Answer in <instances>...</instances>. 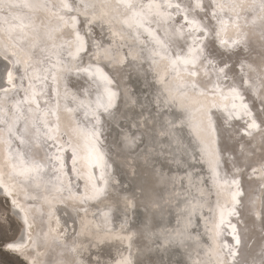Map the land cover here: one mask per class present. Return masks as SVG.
<instances>
[{
    "label": "bare ground",
    "instance_id": "obj_1",
    "mask_svg": "<svg viewBox=\"0 0 264 264\" xmlns=\"http://www.w3.org/2000/svg\"><path fill=\"white\" fill-rule=\"evenodd\" d=\"M151 1L11 0L16 7L0 14V44L15 50L29 69L22 85L8 88L6 93L0 90V195L9 201L13 211L20 212L16 216L18 223L26 216L29 226L35 225L27 240L32 247L27 251L32 264H58L60 260H70L73 255L84 259L88 252L93 255L99 252V258L107 264H116L125 257L132 264H146L140 263L142 252L148 254L147 258L161 253L158 262L162 264H264V133L258 130L251 136L244 134L249 118L239 106V99H233L229 91L234 86L242 95L245 86L254 97L264 98V11L253 7L259 0H214L212 8L208 7L210 0H200L204 13L200 8L193 11L196 0H158L164 9L160 13L169 10L164 15L172 17L163 20L155 15L154 7L152 12L138 7L147 6ZM177 1V4L189 6L190 14H196L202 24L206 13L216 12V19L207 20L220 31L215 46L221 51L225 49L220 46V40L231 43L242 39L233 50L240 55L229 53L232 57L229 63L234 61L233 67H236L231 72L233 76L217 80L215 70L203 62L197 65L199 76L189 75L191 66L184 63L195 51L194 47L190 51L194 38L191 40L192 36L185 33L177 37L173 31L182 22L181 15L175 13ZM65 2L76 11H67L64 15L66 8L42 7ZM127 2L136 7L127 8ZM168 4L173 7H167ZM133 12L152 23L140 26L142 21L133 16ZM72 16L76 17L74 27L70 24ZM86 17L93 20L91 25L84 24ZM100 26L103 28L99 37L96 33ZM165 29L169 33L167 40L171 41L166 51L155 39L159 37L160 41H165ZM76 31L83 37L84 49L88 48L86 37L89 35L92 52L89 58L84 57V51L74 59L68 55L69 49L75 51ZM22 38L27 40L25 51L18 44ZM51 42L53 45L49 46ZM57 42L58 45H54ZM29 44L31 50L27 49ZM32 58L43 60L38 71L31 67ZM138 61L140 65L136 64ZM127 68L131 74L125 83L122 74ZM118 69L119 77H114ZM105 75L112 81L107 87L118 95L119 90L128 85L144 113L150 118L157 115L161 128L167 127L165 119H172L177 127L171 129H178L173 135L176 138L161 142L164 145L159 148V140L151 135L152 131L145 133L139 128L142 118L133 124L127 111L118 118H107L112 108L107 113L102 108L97 110V97L99 103H103L105 95ZM210 76L214 78L212 83L205 82ZM237 77H240L239 82ZM258 77L262 81L260 88L254 87ZM198 82L208 89L218 83L219 89L214 94L207 92L201 96L191 87ZM34 87L41 93L39 99L34 93L31 98ZM250 91L246 93L245 103L256 113L257 98ZM137 104L133 103L129 109ZM38 110L45 113L44 120ZM206 111L212 113L216 126L214 134L206 128ZM93 112L100 117L98 127L102 134L98 142L85 136L95 123V118L89 120ZM229 112L233 115L229 116ZM185 113H190V117ZM46 114L52 115L50 120ZM178 116L187 122L177 121ZM45 120L49 121L46 122L49 130L42 127ZM225 120L227 126L221 128ZM56 126L58 131L53 130ZM111 128L115 130V140L109 147L106 138ZM42 133L45 136L42 137ZM46 134L52 138L57 136L67 147L50 148ZM165 134L169 135L168 131ZM125 136L138 137L135 147L127 146ZM149 147L155 148L151 155L154 164L144 163L150 160L148 157L139 163L137 158L141 160ZM17 153L25 163L29 158L41 163L39 174H32L30 180L18 176L19 164L15 170L12 167L17 162ZM63 153L67 154V160L60 155ZM117 154L137 157L131 162L139 163L146 180L139 183L131 178L124 162L113 163ZM49 157L56 162L51 159L49 165ZM69 163L72 165L68 166ZM101 175L108 181L106 185ZM56 177L61 181L56 182ZM234 179L239 180L241 195L236 199L240 203L235 206L237 214L228 215L237 192V186L231 183ZM63 180L66 187L62 186ZM113 181L119 184L112 193L108 189L114 186ZM93 184L102 188L104 194L82 203L84 193L92 196ZM244 185L252 189L248 195L251 198H245L248 190ZM139 187L141 199L116 195L137 192ZM155 195L158 199L153 198ZM12 201L16 202L15 207ZM139 206H143V210ZM146 218L150 226L142 225ZM231 225L236 226L241 239L239 245L235 244ZM101 239L103 243L88 247L90 240ZM225 244L229 247H223ZM81 248L86 249L84 255H79ZM229 248L235 249L234 255H227Z\"/></svg>",
    "mask_w": 264,
    "mask_h": 264
},
{
    "label": "snow or ice",
    "instance_id": "obj_2",
    "mask_svg": "<svg viewBox=\"0 0 264 264\" xmlns=\"http://www.w3.org/2000/svg\"><path fill=\"white\" fill-rule=\"evenodd\" d=\"M214 0H210V3L208 5L209 8L213 7ZM85 8L88 7V5H83ZM125 6L129 9H133L134 6L130 2H127ZM16 7V5L11 3V0H0V11L4 10L5 8H13ZM42 7L46 8H59V9H68L69 11H76V9L72 8L71 5L68 3H62L61 5H42ZM141 9H143L144 5H139ZM153 7L159 8L158 5L149 4L147 5V8L151 10ZM167 7L171 8L173 7L172 4H168ZM175 13L177 15H181V24L174 28V33L177 37H183L182 29L187 26L188 28V35L194 36L195 39L192 42L191 48L194 47L196 49L195 55H192L190 59L185 61L186 65H191V70L189 71V75L191 77L199 76L200 73L197 69V63L203 62L204 64L212 67L216 72V78L217 80H222L227 78L228 73L234 71V68L229 65V60L232 58L229 53L232 55H240L239 53H235L233 50L234 48L238 47L242 43L241 40H232L231 43L227 40H220V46L224 48V51H221V48L216 47V37H219L220 31L217 30L214 26H210L206 23L202 24L201 21L196 20L195 17L192 19H189L188 16V10L182 9L180 4H176L175 6ZM218 7V5H217ZM254 8H258L261 11H264V0H259L258 3H254ZM200 8L202 9V5L200 3V0H196V4L193 8V11L195 9ZM151 14V13H149ZM156 16H158L160 19L163 20H171V16H165L163 13L156 12ZM133 16L138 17L140 21H142L140 26H143V23L151 24L152 20L145 19L144 16H141L140 13L133 12ZM206 19H216L217 14L215 11H211L205 14ZM62 19V17H61ZM73 21V27L75 26L76 17H71ZM157 23L159 20L156 21ZM93 23V20L91 18L86 17L84 19V24L91 25ZM102 23V22H98ZM221 26L223 27V22H221ZM199 34V35H197ZM75 35V51L73 52L71 49L68 51V55L71 58H76L79 53L82 51H85L84 49V42L83 37L80 36L79 32L76 31L74 33ZM164 36L166 38L165 41H160L159 37H156L155 39L160 44L162 48L167 49V44L171 41L167 40L169 33L168 30L165 29ZM207 41V43H204ZM27 47H32L31 45ZM28 67L25 66V64L21 61L20 57L18 56L17 52L15 50H10V48L7 45L0 44V90H3L5 93L7 92L8 88H16L17 85H22L24 81V75L28 71ZM84 71L87 73L88 69H84ZM96 71H100L97 69ZM19 74V75H16ZM53 82L55 83L56 77H52ZM103 79L106 81V87H105V95L103 99V103H99L100 98L97 97L98 104H97V110L103 109V112L107 113L110 108L114 106L115 99L117 98L118 93L116 91L111 90L107 85H110L112 83L111 80L107 78V76H103ZM15 81V82H14ZM209 83H212V81H209ZM6 85V87H5ZM192 90L195 92H198L201 96L205 95L207 92H215V90L219 89L218 83H213L212 89H208L205 85L204 87H201L200 85L193 83L191 85ZM233 99H239L241 101V107L244 110V115L248 117L249 119L245 122V129L246 132L245 135L251 136L252 133L256 130H259L261 133H264V98L260 99V105L261 107L257 108L256 117L253 118L252 110L248 107L246 103H243V97L240 95L239 91L233 86L229 89ZM125 96L128 100H131V97H127V93H125ZM132 103H135L134 100H132ZM38 106V105H37ZM236 105L233 104V108L235 109ZM95 123L93 124L92 128L90 130H87L85 132V136L90 141L98 142L100 135L102 134L98 125L100 124V117L99 115H96L95 112H93ZM186 116L190 117V113H185ZM229 116H232L233 113L229 112ZM205 119H206V128L210 133L216 132V126L212 119V113L210 111H206L204 113ZM177 121L181 123H186V120H182L179 116L176 118ZM257 119H259L260 123H257ZM2 122V121H0ZM173 126L175 122H172ZM227 126V121H222L221 128ZM53 130L58 131V126H56ZM11 132V129H9ZM138 137H126V143L128 147H135L136 140ZM21 144L24 143L23 140L20 141ZM93 149L96 148V144H92ZM227 150V149H225ZM57 159H59V156H57ZM17 163L19 164V172L17 173L18 176L23 177L24 180H30L32 174H39L40 170L42 169L43 165L35 160H32L29 158L28 162L25 163L23 157L19 156V153H17V162H14L12 167L15 170L17 167ZM113 163H116L117 165L120 164L119 161L113 160ZM53 168L56 167V165H52ZM110 167V166H108ZM100 179L103 181V183L106 185L108 183L107 180H104L103 175H101ZM23 182V181H22ZM231 183L235 184L237 186V192L233 196V207L228 211V215H236L235 206L240 203L236 197L240 196L241 193L239 192V180H233ZM92 196L88 197L87 193H84V200L82 203H86L88 199L90 198H97L99 196H102L103 189L97 187L93 184L92 186ZM15 201H12L13 207H15ZM86 211V209H85ZM9 214L15 218L16 216L20 215V212H15L12 209L9 210ZM107 215V214H106ZM224 213H221V224L224 223ZM0 226H8V215L3 214L0 215ZM28 228L29 224L27 221L26 216L23 217L20 222L19 226L17 228V234L12 239H2L0 238V264H4L3 256H14L17 258L16 264H32V262L29 260V253L27 252L28 244ZM232 229V235L235 240V244L239 245L241 243L240 236L237 234L236 226L231 225ZM78 235V234H75ZM75 235L73 237V243L76 242ZM104 241L101 240H90L88 247H96L100 243H103ZM223 247L228 248V245H223ZM70 251L75 252V249H71ZM86 249L81 248V251L79 255H84ZM235 249L229 248V251L227 255H234ZM100 253L97 252L95 255H93L91 252H88L87 255H85L84 259L77 258L76 255H73L70 260H60L58 264H107L106 261H103L99 258ZM116 264H132L131 260L128 258H122L121 260L117 261Z\"/></svg>",
    "mask_w": 264,
    "mask_h": 264
},
{
    "label": "rangeland",
    "instance_id": "obj_3",
    "mask_svg": "<svg viewBox=\"0 0 264 264\" xmlns=\"http://www.w3.org/2000/svg\"><path fill=\"white\" fill-rule=\"evenodd\" d=\"M49 2H51L52 0H48ZM157 2H155V0H152L151 2H149V4L151 3V4H153V5H158L159 6V8L157 9V8H155L154 7V10L155 11H158V12H161V10L163 9V7H161L160 5H159V3H158V0H156ZM166 1H168V0H166ZM189 2H190V0H189ZM207 2V1H206ZM205 2V3H206ZM178 3V1L177 2H175V4H177ZM205 3H204V5H205ZM131 4H133V3H131ZM148 4V5H149ZM181 8L182 9H187L188 10V16H189V19H192L193 17H195V19L197 20V16H196V14H195V16H194V14H190V11H189V6H185V5H181ZM143 9H147V10H149L148 8H147V6H145ZM203 10V13H204V11H205V9L204 8H202ZM142 10V9H141ZM140 10V11H141ZM164 10V9H163ZM201 10V9H200ZM5 11H7L8 12V8H5L4 10H2V11H0V14H2V12H5ZM67 11H69V10H66L65 12H64V15H65V13H67ZM149 11H153V9H151V10H149ZM202 11H200V12H202ZM207 11V10H206ZM13 12V14H15V13H19V12H17V11H12ZM39 12V11H38ZM168 12H169V10L168 11H165V15H167L168 14ZM10 13V12H9ZM129 13V12H128ZM61 14V13H60ZM130 14V13H129ZM201 18H202V13H201ZM68 20H70V18L68 17ZM203 20L205 21V23L207 22V24H209V21L205 18V15H204V17H203ZM1 22V21H0ZM81 23H83L82 21H81ZM70 24H73V22H70ZM203 24H204V22H203ZM35 25L37 26V25H39L38 23H35ZM210 25V24H209ZM102 26H100L99 28H98V32L96 33V34H98V36L100 37V36H102L101 35V33H102ZM184 28H186V29H188L187 28V26H185ZM65 29H67V30H69V28L67 27H65ZM60 32H62L61 34H63V32H64V30H61ZM182 32L183 33H185V34H187L188 35V30H182ZM61 36H64V35H61ZM93 37L95 36V34H93L92 35ZM89 35L86 37L87 38V40H86V42H87V45H88V48H86L85 49V51H84V54H86V55H84V57L85 58H89V55H92V52L90 51V45H91V43L90 42H88V41H90V40H88L89 38ZM59 38H62V37H59ZM195 39V37L194 36H192L191 37V40L192 39ZM193 39V40H194ZM59 40V39H58ZM193 40H192V42H193ZM26 42H27V40H26V38H22V39H20V42L18 41V44L20 45V47L25 51V44H26ZM204 43H207V41H205ZM17 44V43H16ZM30 45V44H29ZM51 45H53V43L51 42V43H49V46H51ZM54 45H58V42L57 43H55ZM190 45H192V44H190ZM24 47V48H23ZM28 50L30 49L31 50V48H27ZM27 50V51H28ZM195 51H196V49H195ZM195 51H194V53H195ZM38 54H40V51H38L37 52ZM193 53V55H195ZM151 56H152V52H151V54H150ZM173 57H174V55H173ZM190 57H191V55L189 54L188 55V59H190ZM62 58L63 59H65L66 58V56H62ZM46 59V58H45ZM187 59V60H188ZM31 61H33L32 62V64H31V67L33 68L34 67V69H36L37 71H38V68L40 67V66H42L43 65V60L41 59V58H36V60L35 59H33L32 58V60ZM133 62V61H132ZM140 61H138V63H136V64H141V63H139ZM199 63H202V62H198L197 63V65L199 64ZM88 65H91V63H87ZM134 64H135V62H134ZM185 64V63H184ZM190 65V64H189ZM229 65L230 66H234V61H230V63H229ZM130 66V65H129ZM128 66V67H129ZM191 66V65H190ZM87 68V67H86ZM234 68V70L236 69V67H233ZM79 71H80V69H78ZM120 70H124V69H120ZM119 69L118 70H115V72H116V74L114 75V77H119ZM121 71V72H122ZM125 71V70H124ZM106 72H108V71H106ZM111 72V71H110ZM129 72V73H128ZM233 72V71H232ZM128 74L130 75L131 74V72H130V70H129V68H127L126 69V71L122 74L123 75V81L126 83L127 81H129V76H128ZM234 74H232L231 75V72H229L228 73V76H233ZM227 76V77H228ZM212 79H214V78H212V76H210V77H206L205 79H204V81L205 82H207V83H209V81H212ZM226 79V78H225ZM224 79V80H225ZM35 80H37V78H35ZM114 80V79H113ZM238 82L240 81V77H237V79H236ZM257 82H255V86L254 87H257L258 86V88H260L261 87V84H262V81H260V78L258 77L257 78V80H256ZM25 82H26V79H25ZM27 83H29V79H27ZM196 84H198V85H200L201 87H203V85L201 84V82L199 83H196ZM29 85V84H28ZM260 86V87H259ZM113 87L115 88V89H118V87L116 86V84H114L113 85ZM117 87V88H116ZM122 87V86H121ZM210 87H213V85H211ZM246 88V89H245ZM35 89V87L33 88V90ZM248 89V90H247ZM242 90V89H241ZM243 90H244V93L241 95V93H240V95L243 97V103H245V99H246V93H248L249 91H250V89L249 88H247V87H245V86H243ZM32 91V90H31ZM263 92V95H264V89L262 90ZM33 93H34V97L36 98L37 97V99H39V95L41 94V93H37L35 90H34V92L32 91V94H30L31 95V98L33 97ZM125 93H127V97H131V100H128L127 98H126V96H125ZM250 93H251V95L253 94V92L252 91H250ZM254 93H255V91H254ZM37 94V95H36ZM134 94H135V92H133L132 91V89L130 88V87H128V85H124L122 88H121V90H119V95H118V100H117V102H116V104L112 107V109H111V111H109V114L107 115V118H108V116H113L114 118H118L120 115H122L123 113H125L126 111H127V116H128V119H129V121H131V122H133V124H135L136 123V121L138 120V119H141L142 118V120H143V123L141 124V126H139V128H141L145 133H149V131H152V132H150L151 133V135H153L155 138H157V140H159V142H158V147L159 148H161V146L163 147V145H164V143L163 144H160L161 142H166V141H168L170 138H176V136H173V135H175V133H176V130H178V129H171V128H176L177 127V125L176 124H174V126L172 125V124H170L171 122H172V119H165L164 120V123L166 124V128L165 129H163V128H161L160 127V123H159V120L157 119V115L156 116H154V115H152L153 116V118H150L151 116H149L148 114L146 115L145 113H144V111H143V109L141 108V106L140 105H138L137 103V100L135 99V98H133V96H134ZM138 94V93H137ZM245 97H244V96ZM254 95L255 94H253V97H254ZM262 95V96H263ZM41 96V95H40ZM255 99L257 98V102H256V104H257V108H259V107H261V105L259 104V102H260V99H261V96H255L254 97ZM258 98H259V100H258ZM132 100H134L135 101V103L137 104V107H132L131 109H129V107L133 104L132 103ZM238 104H239V106H241V101L240 100H238ZM39 107V106H38ZM40 108V107H39ZM38 108V109H39ZM39 111V110H38ZM41 111V110H40ZM39 111V112H40ZM130 111V112H129ZM129 112V113H128ZM255 112H257V109H256V111ZM41 113V118H43L44 117V114L45 113H43V112H40ZM253 114V118H255L256 117V113H252ZM46 115H48V114H46ZM136 118H135V117ZM50 117H52V115H48V119L50 118ZM94 119V116L93 115H91V116H89V120H93ZM43 120H44V118H43ZM50 120V119H49ZM153 121V122H152ZM46 122H48L49 123V121L48 120H45V124H44V126H42V127H44L46 130H49V126L46 128V126H47V124H46ZM257 123L259 124L260 123V121H259V119H257ZM136 127H138V126H136ZM115 128H117V125L115 126ZM145 128V129H144ZM228 129V128H227ZM45 130V131H46ZM170 130H172V131H170ZM52 131V130H51ZM166 131H168V133H169V135H167V134H165V132ZM256 131H258V130H256ZM258 132H260V131H258ZM52 133H53V131H52ZM115 130L113 131V128H111L110 130H109V136H107V138H106V140H107V146H109V147H111V146H113V141L115 140ZM43 135L45 136V134L44 133H42L41 134V136L43 137ZM47 135V134H46ZM127 136V135H126ZM125 136V137H126ZM260 137H261V135H259ZM49 136L47 135L46 136V138H48ZM124 137V138H125ZM168 139H167V138ZM123 138V140H125ZM239 138V137H238ZM54 139V140H53ZM167 139V140H166ZM48 142H49V144H48V146L50 147V148H57L58 146H60L61 148H66L67 147V145H64V143H65V141L63 142V141H61L57 136H55L54 135V137L52 138V137H49L48 139ZM50 140V141H49ZM47 142V143H48ZM52 142H55L56 143V145H52ZM46 143V144H47ZM66 144V143H65ZM53 148V149H54ZM108 148V147H107ZM152 153L154 154L155 153V148H153V147H149V148H147V151L145 152V153H143V155H141V160L139 159V158H137V157H134V156H131V155H125V154H117L116 156H114V159L116 160V161H120V162H124L125 164H126V166H127V169L130 171V173H129V175L131 176V178H136L137 180H138V182L139 183H141V182H144L145 180H146V174L144 173V171L140 168V165H139V163H143V159L145 160V158L146 157H148V159H150V160H146L144 163H146L147 164V161H148V163H150V162H154L153 161V159L151 160V155H152ZM64 154V153H63ZM60 154V155H62L63 156V158H65V160H67V154ZM114 154V153H113ZM62 156H61V158H62ZM144 157V158H143ZM135 158H137V161L139 162V163H136V162H131V160L133 159V161H134V159ZM51 159H52V162L53 163H55L56 162V160L55 159H53L52 157H49V160H48V162H49V165H50V161H51ZM142 161V162H141ZM154 164V163H153ZM72 164L71 163H69L68 164V166H71ZM65 168H67V165H65ZM56 170V169H55ZM111 175H114L113 173H111ZM117 175V174H116ZM66 176V178L69 176V175H65ZM56 179V182L57 181H61V180H59L57 177L55 178ZM75 181V180H74ZM73 181V182H74ZM244 181V180H243ZM65 181L63 180V182H62V186H64V187H66L65 185H66V183H64ZM113 183V187H110L108 190L110 191V192H112L113 193V191H115V189H114V187L115 186H117L118 184H119V181H113L112 182ZM65 184V185H64ZM104 184V183H103ZM244 184H246L245 182H244ZM68 185V184H67ZM82 185V184H81ZM245 186V189L246 190H248L249 188L248 187H246L247 185H244ZM69 187V186H68ZM136 189V188H135ZM66 190H64V195H66V193L67 192H65ZM134 191V190H133ZM252 191V189L251 190H248V191H246L247 193L245 194V198H248L249 196V194H250V192ZM141 188L139 187V190L137 191V192H130L129 194H116V195H120L121 197L122 196H127V195H129V196H131V197H133V196H137V198H140L141 199V197H138V196H140L139 194H141ZM133 193V194H132ZM153 193H155V191L153 192ZM152 193V194H153ZM132 194V195H131ZM252 194V193H251ZM57 196H59V194H57ZM254 196V195H253ZM59 197H61V196H59ZM252 196H250L249 198H251ZM153 198H157L158 199V197L155 195ZM146 199V198H145ZM147 200V199H146ZM145 200V201H146ZM242 205L244 204V202H242L241 203ZM10 207V208H9ZM140 207V206H139ZM142 208H144L143 206H141L140 207V209H142ZM10 209H12V206L10 205V203H9V201L7 200V199H5L4 197H2L1 195H0V215H3V214H7L8 215V226H0V238H2V239H12V238H14L15 236H16V233H17V228H18V226H19V223H18V221H17V219H16V217L15 218H13V216L11 215V214H9V210ZM139 209V208H138ZM143 210V209H142ZM252 216H249V218H251ZM142 225H148V226H150L151 225V223H149L148 222V219L146 218L145 219V221L142 223ZM34 226L35 225H31L30 224V226H29V232L28 233H30V232H32L33 230H34ZM32 247L29 245V243H28V248H27V251L28 250H30ZM36 248V247H35ZM146 253V252H145ZM144 252H142L141 253V255H140V259H141V262L140 263H146L147 264V262H150L151 264H157V262L159 261V259H160V257H161V253H159V255L157 256V255H155V256H153V255H150L151 256V258H147V255L148 254H145ZM3 261H4V264H16V260H17V258L16 257H14V256H8V255H5V256H3ZM198 260H200V259H198ZM201 261V260H200ZM202 262H204L203 260H202ZM159 264H162L161 262H158ZM138 264V263H137Z\"/></svg>",
    "mask_w": 264,
    "mask_h": 264
}]
</instances>
